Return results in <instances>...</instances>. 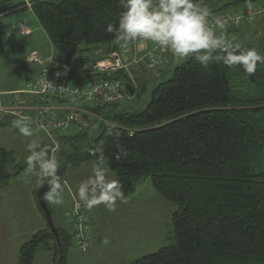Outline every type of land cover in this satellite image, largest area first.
I'll list each match as a JSON object with an SVG mask.
<instances>
[{"label": "trees", "instance_id": "1", "mask_svg": "<svg viewBox=\"0 0 264 264\" xmlns=\"http://www.w3.org/2000/svg\"><path fill=\"white\" fill-rule=\"evenodd\" d=\"M221 1L202 4L214 6L209 23L231 8L258 4ZM258 6L264 9V4ZM31 9L63 68H71L78 55L85 59L84 53L94 48L109 47L107 55L118 50L106 26L118 25L123 11L119 0H35ZM262 40L257 51L264 55ZM166 66L156 72L163 74ZM140 70L146 71L145 66L134 68L136 77ZM113 77L130 83L123 72ZM133 91L131 96L138 95ZM117 105L93 110L101 119L98 128L61 137L55 156L62 184L70 168L97 164L102 155L103 166L116 175L126 196L149 178L164 199L176 204L175 243L131 264H264V64L258 63L249 75L240 66L230 68L222 62L202 67L190 56L173 70L171 80L153 90L144 110ZM93 130L96 136L88 134ZM12 158L8 152L0 153V187L27 169L18 164L9 173L5 163H12ZM258 159L263 160V170L254 174ZM58 229L63 246L60 264H67L73 232ZM39 249L52 252L56 264L57 248L48 229L21 246L20 264H33Z\"/></svg>", "mask_w": 264, "mask_h": 264}, {"label": "rangeland", "instance_id": "2", "mask_svg": "<svg viewBox=\"0 0 264 264\" xmlns=\"http://www.w3.org/2000/svg\"><path fill=\"white\" fill-rule=\"evenodd\" d=\"M19 1L21 2L22 0ZM29 1L31 2L33 0ZM231 1L236 0H222L221 3L227 4L231 3ZM255 2H258L260 5L264 4L261 0H256ZM204 3L205 0H200L199 4L202 5ZM258 4L256 5L258 6ZM203 6H206L208 10L214 8L210 4ZM230 10L233 11L236 9L231 8ZM21 15H18L20 17L19 20L18 18L12 20L14 23L13 27L20 24L22 21ZM32 20L35 21L37 29L34 30L30 25V29L33 31V35L30 38L21 37L20 30L18 29L21 40H29L28 45L18 43L17 46H20V49H29L30 53L32 51L39 52L38 50H45L48 56L52 52V46L45 35L39 31L38 21L30 11V22ZM223 33L225 31H220L217 34ZM226 36L229 38L234 37L236 42L241 44L242 49L255 48L258 50L262 45V38L264 37V9L261 10V13L251 25L241 27L238 33ZM6 45L10 51L15 49L14 47H9L7 43ZM13 45L14 42L10 40V46ZM53 55L55 61L60 59L55 51H53ZM173 57L170 51L166 57L165 64H168V61H171ZM187 58H176L173 65L164 68L163 74L160 70L158 72H156L157 70H153L148 73L146 70L142 72L148 75H143L142 77L137 75L136 77L134 73V81L138 95L119 103L117 107L119 109L132 108L130 111L144 110L152 99L153 90L159 84L171 80L173 70L185 62ZM79 59L80 56L78 55L72 64L73 67L79 63ZM12 69L6 72L5 66L0 67V87L4 86L7 78H14L15 75ZM158 73L162 75L160 74L161 76L157 77ZM90 110L92 112L91 114L95 117H85V120L89 123L90 129H97L101 123V119L93 112L95 110L94 108ZM78 132L80 133L81 129L77 125H72L68 129L67 134L69 137H75ZM34 133L35 135L32 137H24L19 133L18 129L12 127V123L0 128V153L8 152L13 157L12 163H5V165L7 164V171L9 173H12L18 164L27 165L26 157L30 154L27 151V145L31 141H37L40 148L47 150L56 146L51 141L48 142L47 137L41 132ZM88 134L96 136L97 132L93 130L90 133L88 132ZM60 138L58 135L52 136V139H55L57 145H59ZM84 144L87 145L88 143L86 142ZM56 152L52 153L51 150V156L55 155ZM257 162H260V164H257ZM262 162L263 160L261 159L255 160L252 173H261L263 170V167L260 166ZM88 165H84L81 169H69L67 177H65V182L62 184L64 189L62 204L56 205L48 202L49 207H52L51 209L53 211H51L57 227L67 230L72 229L67 214L76 204L67 211L68 207L72 204L66 193L69 190L77 194L79 185L93 178V173L89 172L90 168L87 167ZM103 169L107 181H116V175L107 166H103ZM38 179L39 177L29 173L25 169L18 176L12 177L10 180L11 187L9 189H3L0 193V264H20L21 246L30 241L35 235L34 233L39 229H48L42 212L40 211V215H38V213H33L30 208V189L33 187L34 190L32 189V191H34L35 199L37 200L36 194L39 188ZM45 179L43 178L41 180L40 185ZM125 196L124 193L122 198L117 196L114 203V210H109V207L104 204L89 209L84 203L85 211L89 215L91 225L90 247L86 252L79 250L73 236L72 245L67 252V264H131L146 255L156 253L161 248L171 246L175 243L172 216L177 211V206L164 199L153 188L149 178L141 180L136 185L133 194ZM105 237L109 240L107 245L102 243ZM33 264H55L54 254L39 249L35 255Z\"/></svg>", "mask_w": 264, "mask_h": 264}, {"label": "built area", "instance_id": "3", "mask_svg": "<svg viewBox=\"0 0 264 264\" xmlns=\"http://www.w3.org/2000/svg\"><path fill=\"white\" fill-rule=\"evenodd\" d=\"M261 10L260 6L250 3L245 7L214 16L210 26L216 32H220L251 25ZM217 20L222 22L223 28L216 24ZM20 30L25 36L31 34L26 22L20 24ZM130 44L128 48L111 53L106 58L93 63L89 70L93 79L86 82H79L74 77L72 68H63L55 62L53 48L46 57L37 51L31 52L26 58V64L30 67L42 66L43 68L24 90L0 93V125L11 123L19 116H29L33 121V131L41 132L56 146L57 142L52 139V136H67V131L72 125H77L81 131L88 129L90 125L85 117H95L90 109L105 108L133 97L127 90L126 84L113 77L115 74L118 72L127 74L130 79V83L127 84L136 90L134 68H140L143 65L146 70H156L165 64L166 57L170 53L169 49L150 41L138 39ZM142 45H152V48L144 50L141 49ZM26 98H29L30 102ZM49 100L64 104L68 110L66 112L46 111L44 104ZM56 146L52 148V153L56 152L53 151ZM67 217L73 229L71 230L76 246L79 250L86 252L91 242V225L85 207L76 204Z\"/></svg>", "mask_w": 264, "mask_h": 264}, {"label": "clouds", "instance_id": "4", "mask_svg": "<svg viewBox=\"0 0 264 264\" xmlns=\"http://www.w3.org/2000/svg\"><path fill=\"white\" fill-rule=\"evenodd\" d=\"M119 5L123 11L118 25L108 24L106 32L114 34L121 47H127L138 39L150 41L169 49L175 58L192 56L202 67H208L214 61L230 68L240 66L249 75L255 73L258 63L264 64V55L257 49L242 50L234 37L217 34L210 26L208 8L196 0H119ZM216 24L223 28L220 20ZM32 124L31 117L19 116L12 122V127L18 129L22 136L32 137L35 135ZM58 148L59 145L53 151ZM27 151L30 153L26 157L27 171L46 178L41 187L47 184L48 190L42 199L62 204L64 189L57 175L58 158L50 156L48 150L40 148L35 140L28 143ZM97 151L102 152V149ZM77 196L89 209L104 204L109 210H114L117 196L123 197L119 183L106 180L102 155L94 168L93 178L79 185ZM102 243L107 245L108 238L105 237Z\"/></svg>", "mask_w": 264, "mask_h": 264}, {"label": "crops", "instance_id": "5", "mask_svg": "<svg viewBox=\"0 0 264 264\" xmlns=\"http://www.w3.org/2000/svg\"><path fill=\"white\" fill-rule=\"evenodd\" d=\"M34 1L35 0H33L31 2L29 0H22L21 2L19 0H0V20H1L0 21V67L5 66L6 72H9L10 69L13 68L12 71H13V74L15 75L13 79L7 78V80H5L4 86L0 87V93L7 94V93H13V92H18V91L24 90L26 88V86L28 85V83L32 79H34L40 73V71L43 68L42 66H34V67L28 66L26 64V58L30 54L29 49L24 50V49H20V46H17L18 43H23V44L28 45V41H29V40L22 41L19 34H18V29L20 30V24L22 22L27 23V26H28L29 30L31 31V34L25 36L22 34V32L20 30L19 33H21L20 34L21 37L28 39V38H30V36L33 35V31L30 29V25L34 28V30L37 29V25H36L35 21L32 20L30 22V11L33 14L31 6H32V3ZM19 14H22L21 15L22 21L20 22V24L13 27L14 23L12 22V20L14 18H18V20H19V18H20V17H18ZM39 31H41L45 35L40 24H39ZM45 37L47 38L46 35H45ZM36 39H38V38H36ZM10 40L14 42L13 46H10ZM6 43L8 44L9 47H12V48L14 47L15 49H12L11 51H10V49L8 50ZM49 43H50V41H49ZM129 46H130V43L128 44L127 47H121L120 45L116 44V47L118 48V50L116 52L122 51L123 49L128 48ZM148 48H152V45H142L141 46V49H144V50L148 49ZM108 49H109V47H107V46L98 47V48L92 49L91 52L85 53L84 57L88 58L87 60H86V58L83 60L79 59V63L75 67L71 66V68L74 70L76 78L78 80L87 79L85 77L93 78V76H91V73L89 72V70L91 69V67L93 65V64H90L91 61H93L95 59H97V60L101 59L102 60V59L106 58L108 56L107 55ZM38 51L42 54L43 57L47 56V53L45 52V50L44 51L38 50ZM32 52H34V51H32ZM175 59L176 58L173 57L171 59V61H168V64L165 68H168L169 66L173 65L175 63ZM55 62L57 64L61 65L60 59L58 61L56 60ZM164 70H163V72H164ZM139 75L142 77L143 75H148V74H144L142 72V70H140ZM26 100H29V102H30L29 98H26ZM44 108L46 111H50V112L51 111L66 112L68 110L67 106H64V104H62L60 102H56L54 100H49L48 102H46L44 104ZM9 124L10 123H8L4 126H0V128L5 127ZM78 134H79V132L77 133V135ZM47 140H48V142L50 141L49 139H47ZM84 165L85 166L88 165L87 167L90 168L89 172L94 173V168L96 166V164H94V163L83 164L80 167H75V168L81 169L82 167H84ZM68 172H69V170L67 171L65 177H67ZM65 177L63 179V184L65 182ZM43 178H45V177H39V179H38V185L39 186H41L40 183H41V180H43ZM10 187H11V184L9 181L8 185H6L5 187H0V193L3 191V189H9ZM32 189H33V187H32ZM32 189H30V206H31L30 208H31L33 213H38V215H40V209L38 207L37 200L35 199V194H34V191H32ZM66 195L69 197L68 199L72 204V205H70V207H68L67 211L74 204H82L85 207L84 202L78 198L76 193L67 190ZM0 202H1V200H0ZM44 230H46V229H44ZM44 230L39 229L37 232L44 231ZM36 233H34V234H36Z\"/></svg>", "mask_w": 264, "mask_h": 264}, {"label": "water", "instance_id": "6", "mask_svg": "<svg viewBox=\"0 0 264 264\" xmlns=\"http://www.w3.org/2000/svg\"><path fill=\"white\" fill-rule=\"evenodd\" d=\"M126 88H127V90L129 91V93L131 95H134V91H133L132 87L129 84H126ZM43 184H44V182L41 185H43ZM47 190H48V185L47 184H45L42 187L39 186L37 194H36L37 204H38V207H39L40 211L42 212V214H43V216L45 218V221L47 223L48 233L52 237L53 242L55 243L56 248H57V261H56V264H60V262L62 260V256H63V246H62L60 231H59L58 227L54 223L53 214H52V211H51V209H50V207L48 205V202L42 199L44 193Z\"/></svg>", "mask_w": 264, "mask_h": 264}]
</instances>
